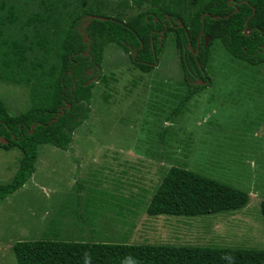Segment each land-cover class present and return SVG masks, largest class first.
<instances>
[{"label":"rangeland","instance_id":"374dc122","mask_svg":"<svg viewBox=\"0 0 264 264\" xmlns=\"http://www.w3.org/2000/svg\"><path fill=\"white\" fill-rule=\"evenodd\" d=\"M134 1L0 0V39L22 42L25 59L47 69L52 58L37 45L33 20L50 3L71 17L96 4L111 16L149 7ZM171 37L147 73L115 45L104 49L88 118L68 149L39 148L33 174L0 201V264H15L17 241L264 249V63L234 62L214 41L205 68L209 86L168 123L185 94ZM0 101L16 114L29 106V88L0 80ZM19 158L16 150L0 149V184L11 179ZM170 166L240 189L248 203L234 213L149 217L145 207Z\"/></svg>","mask_w":264,"mask_h":264},{"label":"trees","instance_id":"16d2710c","mask_svg":"<svg viewBox=\"0 0 264 264\" xmlns=\"http://www.w3.org/2000/svg\"><path fill=\"white\" fill-rule=\"evenodd\" d=\"M143 3L149 7L130 16L104 14L96 4L73 17L64 16L50 3L48 12L33 20L37 45L52 58L47 69L25 59L27 48L22 42L0 39V80L21 83L30 91L29 106L16 114L9 113L0 101V138L5 141L0 149L20 153L11 179L0 184V201L21 188L33 174L39 148L47 145L61 151L68 149L73 131L88 118L91 90L101 77L107 46L118 47L136 69L147 73L165 39L172 36L185 94L166 118L168 123L195 94L209 86L205 68L214 41L220 42L234 62L253 68L264 63V0L134 1L136 7ZM202 15V36L209 37L206 45L198 39ZM88 16L103 20H91L83 27ZM244 31L249 33L245 35ZM60 108L63 114L50 123ZM247 203L248 195L240 189L170 166L151 194L145 214L195 217L234 213ZM259 213L264 223V201L259 203ZM11 250L15 264H264V249L17 241Z\"/></svg>","mask_w":264,"mask_h":264},{"label":"water","instance_id":"95a60500","mask_svg":"<svg viewBox=\"0 0 264 264\" xmlns=\"http://www.w3.org/2000/svg\"><path fill=\"white\" fill-rule=\"evenodd\" d=\"M235 12H236V9H234L233 13H235ZM203 16H204V15H202V16L200 17V21H201V30L199 31L198 39L202 38V39H203V44L206 45L207 42L209 41V37H208L207 35L202 36V33H203V31H202V20H203ZM95 19H97V20H103V18H101V17L88 16L87 19H86V21L83 23V27H86V25H88V23H89L91 20H95ZM245 29H246V23H244V30H245ZM162 33H163V31L160 32V37H161ZM243 33H244L245 35H247V34L249 33V31H247V32L244 31ZM160 37H159V39H160ZM85 42H86V36L84 35V33H82V43H85ZM88 48H89V46H87V49H86L85 54L87 53ZM187 49H188L189 51H191V47H190V44H189V43H188V45H187ZM192 53H193L194 55H196V54H197V50H196L195 52H192ZM133 57H134V54H132V58H133ZM154 65H155V60H154V62H153V66H154ZM197 83H198V85H201V82H200V81H198ZM64 108L69 109V105H65ZM63 110H64L63 108H60L59 112L57 113V115L55 116V118H54L53 120L50 121V123L53 122V121H55L59 116H61V115L63 114ZM0 143H5V141H4L2 138H0Z\"/></svg>","mask_w":264,"mask_h":264},{"label":"clouds","instance_id":"9594fccd","mask_svg":"<svg viewBox=\"0 0 264 264\" xmlns=\"http://www.w3.org/2000/svg\"><path fill=\"white\" fill-rule=\"evenodd\" d=\"M193 172V171H192Z\"/></svg>","mask_w":264,"mask_h":264}]
</instances>
